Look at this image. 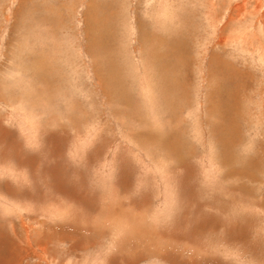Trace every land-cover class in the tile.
Instances as JSON below:
<instances>
[{"label":"rangeland","instance_id":"obj_1","mask_svg":"<svg viewBox=\"0 0 264 264\" xmlns=\"http://www.w3.org/2000/svg\"><path fill=\"white\" fill-rule=\"evenodd\" d=\"M0 264H264V0H0Z\"/></svg>","mask_w":264,"mask_h":264}]
</instances>
